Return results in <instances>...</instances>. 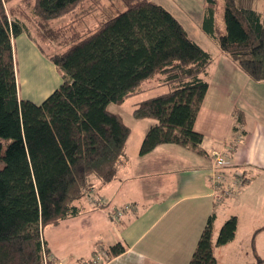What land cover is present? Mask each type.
I'll list each match as a JSON object with an SVG mask.
<instances>
[{"label": "trees", "instance_id": "16d2710c", "mask_svg": "<svg viewBox=\"0 0 264 264\" xmlns=\"http://www.w3.org/2000/svg\"><path fill=\"white\" fill-rule=\"evenodd\" d=\"M120 1L123 11L86 34L64 37L65 49L46 54L43 47L63 35L59 18L92 0H0V264H56L42 230L79 212L74 201L88 191L92 176L102 185L115 177L130 128L107 106L141 92L145 80L158 75L167 90L132 110L137 119L155 120L139 154L163 143L202 152L203 135L193 122L212 53L161 4ZM262 1L259 10L258 0H223L220 28L217 0H205L201 19L204 32L255 81H264ZM22 31L62 79L39 103L18 94L12 38ZM214 220L208 216L188 264H218L214 245L233 239L236 216L222 223L215 240ZM105 251L117 255L124 247L116 243ZM256 264L264 258L256 257Z\"/></svg>", "mask_w": 264, "mask_h": 264}, {"label": "crops", "instance_id": "0c3cea01", "mask_svg": "<svg viewBox=\"0 0 264 264\" xmlns=\"http://www.w3.org/2000/svg\"><path fill=\"white\" fill-rule=\"evenodd\" d=\"M18 46L26 64L47 58L22 31L12 38L15 68ZM217 49L215 52L206 49L213 60L203 75L208 87L193 122V128L203 135L202 152L163 143L140 155L141 141L155 120L137 119L132 111L131 120L121 110L116 111L130 133L115 177L102 185L92 176L88 191L74 201L79 212L42 230L56 264H65L62 260L89 264L95 254L102 255L101 251L116 243L124 251L108 256L101 264H188L211 214L215 217L214 240L222 223L236 216L235 235L224 245L235 241L241 223L256 224L254 229L250 227L255 255V237L264 230V81L252 80L226 53ZM51 69L60 77L54 64ZM51 89H47L46 95ZM237 115L241 116V123L236 122ZM132 124L141 127L134 138H131ZM239 130L242 140L234 142ZM217 153L226 156L229 179L238 173L244 179L241 188L220 203L209 179L212 159ZM99 198L100 206L95 203ZM127 204L129 210L114 216L117 208ZM220 247L213 248L218 264ZM234 260L238 262L237 258Z\"/></svg>", "mask_w": 264, "mask_h": 264}, {"label": "rangeland", "instance_id": "374dc122", "mask_svg": "<svg viewBox=\"0 0 264 264\" xmlns=\"http://www.w3.org/2000/svg\"><path fill=\"white\" fill-rule=\"evenodd\" d=\"M153 1L161 4L167 10H169L182 23L189 36L198 42L204 49H208L211 52L218 50L217 43L208 37L201 26L205 0ZM262 6L263 1L258 0V9L261 10ZM124 9L125 6L120 0H92V2L85 6L83 10H78L75 13L59 18L56 23L61 25L63 35L57 38L55 43L49 48L44 46V51L46 54H51V52H58L65 49L67 43L63 44L62 41L64 40V37L72 35V33L86 34L89 31L95 29L101 22L116 15ZM215 18L216 25L220 28L224 27L223 0H217ZM17 57L18 62L16 64L15 72L18 83V94L21 98L29 99L33 102L39 103L62 82L61 77H58L57 73L51 69V65L53 64L48 58L43 59L40 63L32 62L26 64L27 62L23 60L19 46L17 50ZM158 83V75L145 80L142 83L143 90L141 92L127 97L120 104L109 103L107 106L108 110H112L114 112H119L121 110L125 116L129 115V118L132 120L130 113L132 109H134L136 105L135 103L144 98L167 90L165 86H161ZM49 87H52V91L46 95L47 89ZM125 120L128 123H131L127 117H125ZM134 126L135 125L132 124L131 138H134L136 135H138V132L141 128L140 125ZM255 225L256 224L252 226L246 223L240 224V229L238 230V235L235 241L231 243V245H221L219 249L220 253H218L220 254L219 264H256V257H264V230L255 237V255L253 254V249L251 248L253 245L250 241L252 237V235H250V229H254L256 227ZM234 258H237L238 262H235ZM62 261L65 264H75L74 260Z\"/></svg>", "mask_w": 264, "mask_h": 264}, {"label": "built area", "instance_id": "2783aa9c", "mask_svg": "<svg viewBox=\"0 0 264 264\" xmlns=\"http://www.w3.org/2000/svg\"><path fill=\"white\" fill-rule=\"evenodd\" d=\"M239 128H237L238 130ZM236 132L234 142H238L242 140L243 134L240 132ZM210 168V184L212 191L214 193V197L218 203L222 202L225 198L232 196L237 192L244 183L243 176L241 174H237L235 177L231 179L228 178L226 172L227 159L222 153H217L214 155ZM95 201V199H94ZM96 205L100 206L102 204L101 198L95 201ZM130 205H125L123 207L117 208L115 210L114 216L119 217L126 209H129ZM101 253H97L94 255L89 264H101L105 259L108 258V255L105 251H101Z\"/></svg>", "mask_w": 264, "mask_h": 264}]
</instances>
